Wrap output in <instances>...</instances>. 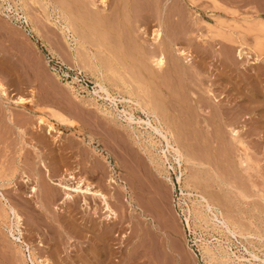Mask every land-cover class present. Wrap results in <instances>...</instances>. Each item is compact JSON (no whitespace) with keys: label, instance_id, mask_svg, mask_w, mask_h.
I'll return each instance as SVG.
<instances>
[{"label":"rangeland","instance_id":"374dc122","mask_svg":"<svg viewBox=\"0 0 264 264\" xmlns=\"http://www.w3.org/2000/svg\"><path fill=\"white\" fill-rule=\"evenodd\" d=\"M137 1L125 0V6L121 8V10L127 12L129 20L136 23V30L133 31L135 34L128 35L126 15L125 18L120 17L123 21V35L120 41L114 32L108 30L104 25L101 27V31L105 32L103 38L105 40L101 39L99 34L91 33L90 30L91 26L98 25L97 15L100 13L108 14L117 7L116 0H107L109 8L101 4L100 0H90L88 2L91 3L85 2L82 6H78L73 0H66L65 3L71 5L72 8V15L68 14L67 17L64 11L60 9L58 11L57 2H60V0H40L39 2L33 0L1 1L0 81L8 89L10 98L0 97V193L3 192L7 196L11 194V201L16 204L19 210H22L25 202L23 197L19 193V195L17 194L19 191L9 189V186H13L15 183L9 184V186L5 185L6 176L4 175L5 170L12 167V163L16 158L18 159L19 145L25 146L23 147L24 150L21 148L20 159H22L23 153L28 154L29 145L27 144L31 142L39 147L41 157L50 169L58 166V159L67 158L66 160L72 162L73 165L72 163L70 166L63 165L62 168L60 167L61 171L62 169L64 171L67 166H74L75 168L77 165V169L73 168L74 171L79 170V174L85 175L88 180H92L91 182L97 186L102 185L107 193L110 192L109 190L115 191L111 186L105 185V178H102V176L107 175L106 167L101 170L105 175L101 171L93 172L85 166V162L90 161L92 157L102 161L101 154L107 152L103 148L105 142L108 145L107 150L110 152V160L113 165L114 157H121L127 162L129 168L140 176L142 181V186H140L142 188H137L138 190L136 189L134 193L129 188L126 191L121 190L125 196H123L124 198L121 196L120 201L111 198L113 207L118 209L120 214L123 212L121 216L125 214L122 217L123 220H120L121 223L118 224L119 229L128 235L125 243H118V240L114 239L111 243L109 242L110 244L102 246L99 239L97 240V237L92 234L89 227L84 223L80 225V228H82L80 232L72 230L68 233L63 230V233H61L54 229H52L54 232L41 230V232H44L41 236V232L39 234L33 233L31 231L32 223L27 222L26 240H30V243L33 242L35 246L40 240L44 243V247L41 250L39 249L40 259L48 257L50 264H248V262L249 264H264V261L262 263L260 260H251V256L250 258L248 256L250 254L246 253L248 252L247 247L248 250L252 249L251 251L258 255L261 254L262 256L259 255V257L264 259V38L260 45V59L253 61L246 55L240 58L236 53L237 45L235 43L216 35L217 32L222 31L228 37L240 36L249 44H253L252 35L245 33V27L248 21L253 20L252 14L255 13L256 9L264 17V0H195L193 3H184L185 21L182 24L187 27V33L186 37L179 42V46L185 48L186 52L188 50L187 54L191 55L189 57L192 60L189 62L185 60L184 63L187 64L186 67L192 73L188 77L185 76L186 79L184 77L181 84L176 88L179 97H182L181 101L187 114L194 111L193 104L195 102L192 100L196 95H193V90L197 94H203L204 98L206 97V104L213 105V109L209 107V110L213 111L221 108V111L226 109L227 113H230L228 116L224 114L226 117L222 115L221 117L218 116L219 110H216L218 112L217 117H214L216 120L221 121V118L222 120L227 118L226 121H230L232 114L233 117H238L236 119L238 120L237 129L240 130L246 147L231 143L230 151L227 153L229 155L223 157L224 162L223 159L221 162L219 156L218 159L214 156L222 151H219V148H217L218 151L213 149L214 147L210 148L208 142L195 143L193 150L196 157L191 158L187 155L186 143L180 146L181 155H177L178 153L173 149L169 150L167 148L164 140L159 142L158 138L155 139L157 141L155 147L151 148L150 144H146L148 135H145L143 138L145 151L142 150L139 145L133 143V140L128 137L123 129H121L122 132L119 130L120 133H118L110 126L111 124L106 118V110L107 112L116 113L115 104L112 101L105 100L106 102H104L102 97L95 99L94 94L79 89L74 84L73 79H75L76 74H81L82 77H87L96 83L97 92L100 89L97 82L102 83L113 96H116L118 110L133 111L132 113H136L137 119L146 120L148 118L142 109L143 107L147 109L154 105L159 110L166 108L154 85V81L137 73V66L141 65L142 62L135 53V44L145 39L150 40L153 37L152 29L157 26L155 25L156 20H153L156 11L155 0ZM166 1L164 0L163 3ZM168 1L171 2L172 0ZM141 2L144 5V11L142 7L138 6H142ZM131 5L133 7L135 5L133 10ZM135 11H139L140 17H138L139 14L134 15L137 14ZM133 12L134 14H132ZM85 13H89L87 16L91 17L90 19L87 17L82 21L81 17L82 15L85 16ZM164 13L166 17L168 13L166 9ZM52 15L55 17L53 18ZM71 17L74 18V22L70 19ZM60 19H63L62 21L65 23ZM137 19H141V21ZM66 26L68 27L66 28ZM141 27L143 29L149 28L144 33ZM200 37L206 39V45L200 40ZM114 50L122 51L121 53L126 56L128 61L131 60L126 65L129 67L130 72L125 70V67L112 57ZM108 59H111V66L108 65V62H110ZM145 63L154 68L151 60H146ZM198 64L202 67V71L200 76H197L201 77L199 79L203 80V83L200 80V83L198 82L191 69V66L195 68ZM66 71H70L72 78L64 77L63 73ZM194 79L201 85L200 87L194 81L191 82ZM209 88L213 89V93H211L214 94V98L212 100L207 93L208 91H206ZM100 91L104 94L103 90ZM20 95L28 98L26 107L13 101ZM32 106L37 108L38 111L34 108L32 110ZM47 106L59 108L67 113L75 120V124L84 128V133H78L69 129V127L60 126V131L52 132V135L47 134L46 138L41 139L38 130L34 128L37 125V114L41 110L46 111ZM18 112H21L20 115H18ZM137 126L140 127L137 129L145 130V125L141 126L139 124ZM224 127L219 126L217 129L226 131V126L224 125ZM182 128V132L191 130V128ZM227 134L230 138L229 133ZM91 136L93 139L90 141ZM115 140L119 142L117 143L122 148L115 144ZM42 141L45 143H42ZM213 145L217 146V143L215 142ZM115 146L118 148L116 149ZM160 146L167 149V157ZM93 148L97 150L96 153L91 150ZM148 148L151 149L150 154L154 152L155 161L151 163L147 157L149 154ZM244 150L251 159L248 169L240 165V157L244 156ZM112 152H117V155ZM207 152H212L211 156ZM59 153L62 156L60 158H58ZM203 154L210 156L209 159H217L221 169L213 168L211 163L206 162L208 157ZM55 161L56 163H54ZM115 170L117 171L115 173L117 178L127 177L126 171L120 172L118 167ZM123 174L126 176H123ZM236 176L238 179L235 178ZM227 180L235 181L234 183L238 187L245 188L250 198L244 199L239 196L237 189L228 184ZM10 192H13L16 196ZM24 196H27V194H24ZM2 207L3 204L0 199V264H21L16 259L11 247V244L16 245L17 243L12 229V218L9 219ZM235 219L251 226L249 230L257 235L249 238L240 235L239 228L232 224ZM58 225L59 229L68 230L61 223H58ZM233 230L236 231L235 234L232 233ZM136 231H138L137 236ZM258 233L263 237L261 238ZM142 237H146V242ZM138 239H144L143 241L146 243L145 248L144 246L140 248L141 251H144H142L144 257L141 259L139 258L140 250L138 253L135 245ZM238 241H241V243ZM97 243L101 245V248ZM53 245L55 246L52 247ZM242 247L244 248L241 249ZM101 250L106 255L100 257ZM28 261L29 264H36L31 260Z\"/></svg>","mask_w":264,"mask_h":264},{"label":"bare ground","instance_id":"6f19581e","mask_svg":"<svg viewBox=\"0 0 264 264\" xmlns=\"http://www.w3.org/2000/svg\"><path fill=\"white\" fill-rule=\"evenodd\" d=\"M1 1H3V0H0V6L2 4ZM33 1L34 2H39L40 0H33ZM65 1L66 0H60V2H57V5L59 6L58 7V11H59V9L64 11L65 16L67 17L69 15H72L71 14V12H72L71 9L72 8H71V5L65 3ZM73 1L78 6H82L85 2H88L90 0H73ZM91 1H93V0H91ZM111 1H113V0H111ZM163 1L164 0H155L154 1L155 6H156V11H155L156 15L154 14L153 20H156V24L155 25H157V26L152 29L153 37L150 38V40H146L145 39L144 41L136 42V44H135V53L138 55L139 59L142 62L141 65L137 66L138 67L137 73L140 76H142V75L147 76V77H149L150 79H152L154 81V85L156 86V89L158 90L159 95L163 99V101H164L163 104H165L166 108L162 109V110H159L158 108H155L153 104H152L153 106H151L150 108H147V109H144V107H143L142 109L144 110V112L148 116V118L146 120L142 119V118L137 119V117L135 115L136 113L135 114L132 113L133 111L130 112V111H127L126 109L118 110V105L116 103V101H117L116 100V96H113L112 93L100 82H97L100 89L98 90V92L96 91V94H95L94 98L97 99L99 97H102L104 102H106L105 100H110V101H112L115 104V108H116V109L114 108L115 112H116L115 114L113 112H111V111L107 112V110H106V118L108 119L109 124H111L110 126H112L115 129L116 132L118 131V133H120L121 129H123L125 131V133L128 135V137H130L133 140V143L139 145V147L142 150L145 149V147H143V146H145V145H143V138L145 137V135H148V141L146 142V144L147 143L150 144V146H152L151 148L155 147V145L157 144V141L155 139L158 138L159 142L161 140H164L166 142L165 144L167 145V148L169 150L173 149L176 153H178L177 155H181L180 146L182 144L186 143L185 147L187 149V155H188V157L190 156L191 158L196 157L195 152L193 150V147L195 146V143H197V142H208L211 145V146L209 145L210 148L214 147L213 149H216V150H217V148H219L220 149L219 151H222L221 153L218 152L219 153L218 155H216L217 153L214 155L217 159H218V156H219V159L222 162V159H223L224 155H227L228 151H230V144L231 143L237 144V146L239 145L241 147H246L245 146V140L243 139L240 130L237 129L238 128L237 127V121L238 120H236V119L238 117L235 118V116L233 117V114H232L230 121H226L227 118H225V120L224 119L222 120V118H221V121L216 120L214 117H217L216 114H218V112H217L218 110H219L218 116L219 115L220 116L221 115L225 116L224 114H226V116H228L230 113L229 112L227 113L226 109H225V111H221L220 110L221 108L220 109L218 108V110L216 109L217 111L216 110L212 111L211 109H213V105L210 104V103H209V105L205 103V101H206L205 98L206 97L204 98L203 94L202 95L200 93L197 94V92H195V91L193 92V90H192L193 95H196V97H194L193 100H192V101L195 102V104H193L194 111L191 114H187L185 106H184V104L181 101L182 97L181 98L179 97V92L177 91L178 89L176 87H178V85L181 84V80H183V78L185 76L188 77V75H190V73H192L186 67L187 64L184 63L186 61L189 62L192 59H190L191 55L187 54L188 50L186 52L185 48H182L181 46H179L180 45L179 42L182 41L186 37L185 35L187 33L186 32L187 31V27L186 26L184 27L183 26L184 24H182L185 21V19H184V17H185L184 3H186V2L193 3L195 0H178V1L172 0L171 2H169L167 0L164 3H163ZM5 2H7V1H5ZM94 2H96V1H94ZM100 2H101V4H104V5L107 6V8H109L108 7L109 4L107 3V0H100ZM137 2L139 3V1H137ZM42 3H44V2H42ZM88 3H91V2H88ZM72 4H73V2H72ZM141 5H142V2H141ZM116 6L117 7H115L113 10H111L110 13H108V14L100 13L99 15L96 16V19H97L96 21H97L98 25L96 24V25H94V27L93 26L90 27L91 28L90 29L91 33L99 34V37L101 39H103L104 36H105V32H102L103 30L101 31V27L104 25L105 27L108 28V30H111L112 32H114V34L116 35V37L120 41L122 39V35H123L122 34L123 33L122 32V25H123L122 23H123V21H121L122 19H120V17H122V16L124 17L125 15H126V18L125 17L124 18L126 19L127 28L129 30L128 31V35L134 33L133 31L136 30V23L131 22L129 20V18L127 17V12H125L124 10H121V8L123 6H125V0H116ZM138 6L140 8L142 7V10H143V8H144L143 6L144 5H142V6L138 5ZM17 7H18V5H17ZM134 7H135V5H134ZM134 7L132 6V10L134 9ZM5 8H6V6H5ZM30 8H32V7H30ZM145 8H146V5H145ZM24 9H25V7H24ZM165 9L168 12L166 17H165V13H164ZM76 12H78V11H76ZM135 12H137V11H135ZM138 12H137V14H134V12L132 14H134L135 16L139 14L138 17H140V13H138ZM140 12H141V10H140ZM52 14H53V12H52ZM85 14H86L85 16L82 15V17H81L82 21H84L85 18L88 17L87 15H89V13H85ZM142 14H143V12H142ZM252 16H253V20L247 22V25L245 27L246 28V32L245 33H248V34L252 35V38H253V42L252 43L253 44H249L246 40H244L240 36H238V37L229 36L228 37L222 31L217 32L216 35L223 37V39H226L229 42L235 43L237 45V52L236 53H237V55L240 58H242L243 56L246 55L247 57L253 59V61L254 60L257 61L258 59H260L259 58L260 57V45H261L262 39L264 38V17L261 16V14L259 13L258 9H256L255 13H253ZM54 17L55 16H53V18ZM90 17H88V18L90 19ZM111 17H113V18H111ZM4 18H5V15H4ZM15 18H17V17H15ZM70 19L72 20V22H74L73 21L74 18L71 17ZM18 20H19V18H18ZM137 20L141 21V19H137ZM77 21H79V20H77ZM62 22H64V21H62ZM62 22H61V24H62ZM68 26H66V28ZM83 26H84V24H83ZM148 28L149 27H146L144 29L142 28L143 32L145 33ZM36 29H38V28H36ZM227 29H229V28H227ZM77 30H78V28H77ZM138 30H140V29H138ZM231 33H234V32H231ZM126 37H128V36H126ZM103 40H105V39H103ZM200 40H202V42H204V44L206 45V39L205 38L200 37ZM121 52L122 51H120V50H114L112 57L114 59H116L115 61L118 60L119 63L123 67H125V70L129 71V69H128L129 67H127L126 65H127V62L130 63L131 60L128 61L126 56H124V54H122ZM146 60H151L152 63L154 64V68L148 66L145 63ZM109 61L110 62H108V65L111 66V59ZM101 62H102V60H101ZM191 64L193 65V63H191ZM193 66H191V69L194 72L193 74H195V76H196V77L195 76L194 77L198 80V82L200 80V82L202 81V83H203V80L199 79V78H201L199 76H200V73L202 71V67L198 64L195 67L196 68L195 69ZM197 75H199V76H197ZM186 77H185V79H186ZM121 78H119V79H121ZM196 79L191 80V82L194 81L195 84L197 85L200 82L197 83V81H195ZM119 81L121 82V80H119ZM211 84H212V82H211ZM200 86L201 85L199 84L198 87H200ZM208 87H209V85H208ZM100 90H103L104 94L100 93L101 92ZM157 90H155V91H157ZM212 90H213L212 88H209L208 90H206V91H208L207 93L211 96V100L214 98L213 97L214 94H212L213 93ZM16 95H19V94H16ZM0 97L6 98V99L10 98V95H8V89L5 87V85L1 81H0ZM27 99H28L27 97H25V96L23 97V96L20 95V96L16 97L13 101H15L18 105H22V106L24 105L26 107ZM190 99H192V98H190ZM157 101H159V100H157ZM183 102H184V100H183ZM33 105H35V104L33 103ZM104 105H106V104H104ZM209 107L211 108L210 110H209ZM33 108L38 111L37 108L32 106L31 109L33 110ZM83 108H84V106H83ZM189 108H191V107H189ZM193 108H192V110H193ZM142 109H139V110L143 111ZM20 113L18 115H20ZM246 118H248V117L246 116ZM139 124L141 126L145 125V128H144L145 130L144 131L142 129H137V128H140L139 126H137ZM224 125L226 126V129H227L226 131L227 132L226 131H222V130L219 131L217 129L219 126L220 127H224ZM60 126L69 127V129L75 130L78 133H84V128H82L81 126L75 124V120L72 119L67 113H65L64 111L60 110L59 108H55V107H51V106L50 107L47 106V110L46 111L41 110L37 114V125L35 126V128L34 127L33 128L38 130L39 134L38 133L37 134L42 139V138H46L47 134L52 135L51 134L52 132L60 131L59 130ZM182 127H185L186 129H190L191 128V130H186V131L182 132V130H181ZM227 133H229L230 138H228V136H227L228 134ZM39 137H38V139H39ZM92 139L93 138L91 136L90 137V141ZM116 140H115V144H117L119 146V144H118L119 142L117 141L118 142L117 143ZM215 142L217 143V146L213 145V143H215ZM42 143H45V142L42 141ZM27 145H29V149H28V152H27L28 154L26 155V153H23V158L24 159L23 158L20 159V157H21V153H22L21 151H22L23 147H25V146L24 145H19L20 147H19V150H18V159L16 158L14 163L11 162L13 164V166L9 167L7 170H5L6 172H5V175H4V176H6L5 185L9 186V184L15 183V184H13V186L10 185L9 189L15 190V191H19V192H17V194L19 193L23 197L25 202L23 203L22 210H19L17 208L16 204L13 201H11V199H10L11 194H9L7 196L3 192L0 193V199H1V202L3 204V207H2L3 211L9 216V219L12 218L11 219L12 229L15 232V233L13 232V234H15V241L17 243H16V245H12L11 244V247L13 249L14 254L16 255V259H18V261L21 264H29L28 260H31L33 263H36V264H50L48 257L40 259L39 255H38L39 254V249L41 250L42 247H44L43 241L40 240L38 242V244L35 246V245H33V242L31 244L30 240L29 241L26 240V236H25V234L27 232L26 231L27 230L26 225L28 223H32L33 227L31 228V231L33 233H37V234H39L41 232V230H43L44 232H52L53 231L52 229H54L56 231L58 230L61 233H63V230L68 232V233H69V231H72V230H76V231L80 232V231H82V228H80V225L82 223H84V225H87V227H89V230L92 232V234H94V236L97 237V240L99 239L100 244L102 246L103 245L105 246L109 242L111 243V241H113L114 239L118 240V243L119 242L122 243V244L125 243V239L128 237V235H127V233L121 231V229H119V226H118L120 220L122 219V217L125 214L123 216H121L123 212L120 214L118 209L113 207V205L111 203V198H115V199L120 201V199H122V197L125 196V195L122 194L121 190H125L126 191L129 188V189H132L133 191L132 190L131 191L134 193L137 188H140V186H142V181H141L140 176L133 169L129 168L127 162H125L123 159H121V157L115 156L114 159H113L114 160V165H113L112 161L110 160V152H108L109 150H107L108 149L107 148L108 145L105 142H104L103 148L107 152H106V154H104V153L101 154L102 161L92 157L90 159V161L88 160V161L85 162V166L87 168H90L93 172H100L101 170L104 169V167L107 168V170H106V174L107 175L104 172L101 171L102 173H104L106 175L105 177L102 176V178L103 179L105 178V180H104L105 185L111 186V188L113 190L115 189V191L109 190L110 192L107 193V192H105L104 187H102V185L100 187L97 186L95 183L91 182L92 180H88L85 175L79 174L80 173L79 170H78L79 172L78 171L77 172L74 171L73 170L74 166L73 167H69L72 162H69L68 160H66L67 158L66 159L60 158V156H61L60 153H59V157H58L60 159H58L59 161H57V165L58 166L55 167V168H51L50 169L48 167L47 163H45V161H43V159L41 157V154H40L41 152H39V147H37V145H35L34 142H31L30 144H27ZM120 145H122V144H120ZM120 147L121 146H119V148ZM117 148L118 147H116V149ZM196 148H197V146H196ZM148 149H149L148 150L149 154H148L147 157L149 158V161L151 163V162L155 161V157L153 156L154 152H153V154H150L151 149L150 148H148ZM91 150L95 151V153L97 151L95 148H93ZM111 151H113V150H111ZM162 152H164V155L167 157V149H163L162 148ZM113 154L117 155V152L113 153ZM208 154L210 155V154H212V152H210ZM118 155H120V154H118ZM203 155H205V154H203ZM205 156H207V155H205ZM209 157L206 158V162L211 163V166L213 168H215V169H218V170L221 169L220 165H219V161L217 159H215V158L209 159ZM157 158H159V157H157ZM56 160H57V158H56ZM250 160H251L250 156L248 155L246 150H244V156L240 157V165H242L244 168H247L248 165L250 164ZM198 162H199V160H198ZM223 162H224V159H223ZM54 163H56V161ZM63 165H69V166H67L66 168L64 166V168H65L64 171H63V169L61 171L60 167L61 166L63 167ZM72 165H73V163H72ZM116 166L118 167L120 172L121 171H126L127 177H120V178L118 177L117 178L116 175H115V173L117 172L115 170L117 168ZM76 167H77V165H76ZM210 170H211V168H210ZM95 174H93V175H95ZM123 176H126V175L123 174ZM235 178H237V176ZM234 182L230 181V180H227L228 184H230L234 189H237L239 196L243 197L244 199L250 198L249 197V193H247L245 188L243 189V188L238 187V185H236ZM239 184H240V181H239ZM244 186H246V185H244ZM226 188H228V187L226 186ZM231 190L233 191V189H231ZM10 193H13V192H10ZM133 193H132V195H133ZM24 194H27V196H24ZM14 196H16V195L14 194ZM220 201H222V200H220ZM231 205H233V204H231ZM122 211H124V210H122ZM23 214H24L25 217L23 216ZM163 217H165V216H163ZM123 222H125V221H123ZM58 223H61L63 225V227H67L68 230L67 229H59L60 228L59 227L60 224L58 225ZM75 223H78V224H76L77 226L75 225ZM232 224L239 228L238 230H240V235H242L244 237H248L249 238L251 236L254 237L255 235H257L256 233L251 232L249 230V228H251V226H247L245 223H241V221L238 220V219H235ZM232 224H230V225H232ZM50 227H52V228L50 229ZM63 227H61V228H63ZM231 229H233V228H231ZM235 230H233L232 233L235 234V232H236ZM43 231L41 232L42 233L41 236L44 233ZM137 232L138 231H136V236H137ZM261 234L263 235V233H261ZM150 235H151V233H150ZM259 236L261 237L260 234H259ZM257 237H255V238H257ZM142 238H144L145 242H146V237H142ZM27 239H29V238H27ZM144 239H142V240L138 239V241L139 240L140 241L139 242L137 241L136 244H135L136 248L138 249V253H139V250H140L141 246L142 247L144 246V248L146 247L145 246L146 243H144V241H143ZM132 240H134V239H132ZM234 240H236V239H234ZM238 242L241 243V241H238ZM243 243H245V242H243ZM101 245H99L100 248H101ZM235 245H237V244H235ZM54 246L55 245H53L52 247H54ZM241 246H243V245H241ZM252 246H253V244H252ZM252 246H250V247H252ZM237 247H236V249H237ZM100 248H99V250H100ZM144 248H142V249H144ZM243 248L244 247H242L241 249H243ZM246 250L248 251L246 253L250 254V255H248V254L247 255L249 256V258L251 256V260L252 259L260 260L261 262L264 261L263 258L259 257V255H261V254L258 255L257 253L251 251L252 249L248 250L247 247H246ZM258 250H260V249H258ZM263 250H264V248H263ZM142 251L140 250V253H139L140 254L139 258L140 259L144 257V254H143L144 251L143 252ZM231 252H232V250H231ZM104 254L105 253H103L102 250H101L100 257H102ZM213 255H215V254H213ZM224 255H226V254H224ZM238 257H236V258L238 259ZM245 257H246V255H245ZM98 259L100 260L101 258H98ZM142 263H144V262H142ZM110 264H112V263H110ZM248 264H249V262H248Z\"/></svg>","mask_w":264,"mask_h":264},{"label":"built area","instance_id":"2783aa9c","mask_svg":"<svg viewBox=\"0 0 264 264\" xmlns=\"http://www.w3.org/2000/svg\"><path fill=\"white\" fill-rule=\"evenodd\" d=\"M65 78H72L70 71H66L63 73ZM74 84H76L79 89L88 91L91 94L95 95L97 85L92 80L87 77H82L81 74H76L75 79H73Z\"/></svg>","mask_w":264,"mask_h":264}]
</instances>
